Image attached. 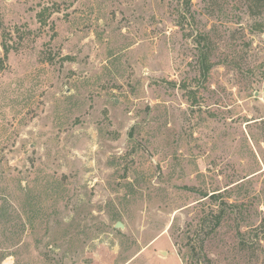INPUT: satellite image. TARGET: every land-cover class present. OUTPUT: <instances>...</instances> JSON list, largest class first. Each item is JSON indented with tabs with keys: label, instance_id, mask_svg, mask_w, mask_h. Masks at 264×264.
Listing matches in <instances>:
<instances>
[{
	"label": "rangeland",
	"instance_id": "obj_1",
	"mask_svg": "<svg viewBox=\"0 0 264 264\" xmlns=\"http://www.w3.org/2000/svg\"><path fill=\"white\" fill-rule=\"evenodd\" d=\"M0 264H264V0H0Z\"/></svg>",
	"mask_w": 264,
	"mask_h": 264
},
{
	"label": "trees",
	"instance_id": "obj_2",
	"mask_svg": "<svg viewBox=\"0 0 264 264\" xmlns=\"http://www.w3.org/2000/svg\"><path fill=\"white\" fill-rule=\"evenodd\" d=\"M2 46L4 49V55L6 56L10 48L9 46H6L5 43ZM200 61H201V72L203 73V75H205L209 70V65L206 62L207 59L204 55L203 50H201V53H200ZM205 197L209 198L211 200V203L215 204L219 208V210L217 211V214L215 215V221H214L215 224H218L220 222V219L222 217L221 215L223 214L225 207H228L226 202H224L223 200H219L220 198H222V192L220 189H218V190H215L214 193L212 194L202 193L201 198H205ZM197 260L199 259L197 258Z\"/></svg>",
	"mask_w": 264,
	"mask_h": 264
},
{
	"label": "water",
	"instance_id": "obj_3",
	"mask_svg": "<svg viewBox=\"0 0 264 264\" xmlns=\"http://www.w3.org/2000/svg\"><path fill=\"white\" fill-rule=\"evenodd\" d=\"M114 227L117 229H123L124 228V224L121 221H116L114 224Z\"/></svg>",
	"mask_w": 264,
	"mask_h": 264
}]
</instances>
